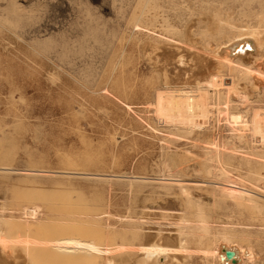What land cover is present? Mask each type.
<instances>
[{
  "label": "rangeland",
  "instance_id": "obj_1",
  "mask_svg": "<svg viewBox=\"0 0 264 264\" xmlns=\"http://www.w3.org/2000/svg\"><path fill=\"white\" fill-rule=\"evenodd\" d=\"M238 1L0 0V241L7 245V264H100L105 255L115 264H133L146 235L164 241L166 233L195 224L193 201L203 205L212 233L226 232L264 264V147L253 145L248 131L246 142L233 139L229 118L231 111L264 109V90L240 80L250 91L248 108L235 98L229 110L215 105L202 129L164 126L148 101L157 87L165 88L142 51L148 33L139 36L136 25L145 8L149 15H173L170 22L182 28L171 33L179 43H160L185 53L191 69L200 66L193 75L208 76L216 66L213 51L228 31L247 25L264 30L258 2ZM159 18L155 37L162 32ZM240 192L262 208L230 195ZM198 237L188 240L186 264H218L208 253L214 237ZM70 249L75 258L61 255Z\"/></svg>",
  "mask_w": 264,
  "mask_h": 264
},
{
  "label": "bare ground",
  "instance_id": "obj_2",
  "mask_svg": "<svg viewBox=\"0 0 264 264\" xmlns=\"http://www.w3.org/2000/svg\"><path fill=\"white\" fill-rule=\"evenodd\" d=\"M252 1H257L258 4L260 5L261 9L264 10V0H243V2H245L247 4H249ZM146 3L147 2H145V4ZM220 3L222 4V2H220ZM145 9H147V8H145ZM145 9L140 11L141 12L140 18H138V22H136L137 23L136 25L138 26V28H137L138 31L137 30L136 31L138 32L139 36L140 35L142 36L143 34L145 35L144 32L148 33L147 35H148L150 40L148 42L146 41L147 44L142 47V51L144 53L142 51L141 52L148 57L149 66H150L151 71L153 73H157L159 75V77L161 78L160 80H162V83H163L164 88H165V89H162L161 87H157V88L155 87L156 91L154 93V100L148 101L149 104H152L151 108H153V106H154V109H155L154 111L157 114L156 116H158V119H160V121L162 122V124H164V126H171L173 128H177L178 130L181 129V130H189V131H195V130L202 129L206 125H208V122L211 118V114L213 112H215L214 111L215 105L218 106L219 104H221V106L219 105V107H222L223 106L222 104H224L225 109L219 108V110H218L219 112H221L222 110H229L230 106L236 102L235 98H237L241 101V105L243 104L244 107L248 108L249 103L251 102L250 91L248 92L246 90L244 91L241 89V86L239 84L240 80L250 79V81H252V85L250 87V90H251V88L253 90L258 89L259 91L264 90V30L260 27V25H258V27L250 26V25H247L244 28L238 27L239 29L237 28L238 30L236 32H233V33H231V31H228L229 33L226 34L227 39L225 41H223L221 43V45L218 43L219 45L216 49H214V51H213V48L211 50L214 52L213 57H215V59H216V66H214L215 69H213L211 67L213 70L210 68L211 71H210V73H208V76H205V75L199 76V74L201 73L200 71L198 72L199 74H194V75L192 74L193 68L191 69V67L189 66L191 64L188 65L187 60H186L185 56L183 55L185 53L182 54V53H180L181 51L178 50V49H180V47L182 45H180V47L176 46V48L178 50L177 52L173 51V49H171L172 50L171 51L167 47H165L167 45H168V47L170 46L167 43H173L174 44V42L178 38L173 36L171 33H177L178 30L181 28L180 26H176L170 22L169 19L173 15L171 17L169 16V18H167V17L165 18L161 14H157V13L154 15H149V13L151 11H148L149 13L147 12V14H146ZM219 9H220V7H219ZM148 10H149V8H148ZM225 11H226V13L228 12L227 10H225ZM251 11L252 10H250L249 12H251ZM254 13L252 15H254ZM262 16L263 15H261V17ZM142 17H144V19ZM159 17H162V19H160ZM158 18L160 20H163L162 32L160 34L163 37L160 36L158 33L157 34L159 35V37H155V34H154V32L156 31L154 26H157V24L155 22H158ZM225 18H227V17H225ZM258 19H260V18H258ZM263 19H264V17H262V19L260 21H263ZM180 21H181V19H180ZM202 21H204V20H202ZM222 21L225 22V20H223V19H222ZM206 22H208V21H206ZM245 24H247V23H245ZM158 25H160V24H158ZM218 25L220 26V24H218ZM225 25H226V23H225ZM205 26H206V24H205ZM235 26L236 25H231L229 23L228 29L230 30L232 28H235ZM237 26H238V24H237ZM217 28H219V27H217ZM192 29H193V27H192ZM192 29H189L190 31H188V32H191ZM219 29H217V30L219 31ZM181 30H182V28H181ZM206 31H208V30H206ZM214 31H215V29H214ZM159 32H160V30H159ZM188 39H186V40H188ZM160 40H163V42H161V43H164L165 41L167 42L166 44L164 43L165 46H162V44L160 43ZM186 40H184V42ZM207 40H209V39H207ZM176 42H178V41H176ZM190 45H192V44H190ZM172 47H173V45H171V48ZM183 47H184V45H183ZM193 48H195V47H193ZM198 49H199V46H198ZM188 55L190 56V54H188ZM203 55H201V57L205 58L204 57L205 55L204 56ZM121 57H123V56H121ZM190 62H191V60H190ZM195 62H193V65L195 64ZM196 64H197V62H196ZM198 65H200V64H197L196 67H198ZM206 67H208V66H206ZM203 68H204V66H203ZM198 69L201 70L200 66H199V68H197L195 70L197 71ZM195 70L193 69L194 72H196ZM190 71H191V73H190ZM142 72H143V67H142V69H140L141 74H142ZM204 72H206V71H202V73H204ZM200 75H202V74H200ZM163 85H161V86H163ZM211 90H213V91L211 92ZM149 107H150V105H149ZM127 108H129V107H127ZM263 110L264 109L260 108V106H259V107L252 108L251 114H247L248 110H246V111L245 110H237V111L229 112V118H230V120L234 126V133H233L234 135L232 136V138L238 139L239 141L245 140V142H246L247 140L245 139L246 138L245 134H246V131H248L251 133L253 145L264 147V111ZM227 113H228L227 111L225 113L222 112V114H227ZM216 125H217V123H216ZM213 127H216V126H213ZM216 128H213V129L216 130ZM158 131H160V129ZM193 134H194V132H193ZM188 136L189 135H187V137ZM203 137L204 136H202L201 138H203ZM210 137H212V136H210ZM219 137H220V134L218 132L216 140H214V142H212L213 147H216V148L218 146L220 147L221 143L219 142V139H218ZM181 139H183V138H181ZM210 140H212V139L210 138ZM229 143L230 142H226V143L224 142L222 144H224V146H227L225 144H229ZM227 147H229V146H227ZM238 147L239 146H237L235 144L233 146H231V148L233 150H235L236 153L240 150ZM220 152H222V151H220ZM250 152H252V151L250 150ZM188 156H190V155L188 154ZM259 156L261 158V159L260 158L259 159L261 160L262 165H264V154H260ZM217 158L219 159V157H217ZM200 159H203V158L200 157ZM190 160H192V159H190ZM187 161H188V159H187ZM201 164L203 165L202 162H201ZM180 169H182V168H180ZM224 171L225 170H223V172ZM227 173H229V172H227ZM174 190H173V193L175 194L176 192H174ZM259 190H260V188H259ZM250 192H252V191H250ZM189 195H190V193L188 194V196ZM230 195L233 198L234 197L237 198V200H238V198L239 199H245L246 201H248L247 203H249L250 207H252V208L258 207L260 210L261 205L253 196H251V194H247V196H246L245 193L240 192L236 195L233 193H230ZM195 196H199V194L195 195ZM189 198H191V197L189 196ZM188 200H189L188 202L189 203L191 202V204H192L193 200H191V199H188ZM198 200L200 201V199H198ZM193 202H195V204L194 203L193 204L196 206V208H195L196 212L194 215L195 216V224L193 226H186L185 225L183 227H180L177 232L170 233V234L168 233L169 235L166 233V235L163 236L164 241L161 238L160 239L158 238L159 241H157V239H154V237H155V236H153L154 234H149L148 236L146 235L148 240L143 239L144 241L140 245L137 246L138 255H137L136 259L134 258L135 262L133 264H186V262L184 261L185 260L184 258L186 256H188L189 252H190L189 246L187 245L188 240L191 237H197V236H199L198 238L201 237L200 240L205 238V237H211V238L214 237L213 238L214 244H213V246L211 245L212 247H210L208 249V253L217 259L218 264H248L250 262H251V264L252 263L256 264L257 255L251 247L249 248V247H247V246L245 247L241 244L233 243L232 236L227 234L224 231H220L216 234L212 233L211 226L209 223L210 219L203 213V210L201 208L203 205L201 206L200 202H198V201L197 202L193 201ZM189 206H190V204H189ZM34 208H35V210L40 209V207L38 205H35ZM261 208H262V206H261ZM24 209L25 208H23V210ZM27 209H28V207H27ZM27 209H25V210H27ZM25 210H24V212H29L32 209H30L28 211H25ZM142 211H144V213L147 212L145 210H142ZM21 212H23V211H21ZM37 213H38V211H37ZM37 213H35V214H37ZM32 214L33 213H31V211H30L29 215L32 216ZM145 214H147V213H145ZM181 214H182V212H181ZM20 215H22V214H20ZM185 215L186 214H184L183 217ZM31 216H28V214H27V217H31ZM66 216H67V214H66ZM61 217H64V216L62 215ZM179 217L181 218V216H179ZM183 217L181 218L182 220L184 219ZM22 218H24V217L22 216ZM31 218H34V217H31ZM4 219L5 218L3 217L2 220H4ZM34 219L36 220V218H34ZM70 219H71V217H70ZM28 221H29V219L27 220V223H28ZM167 221H169V220H167ZM171 222H173V221H171ZM64 223H67V222H64ZM64 223H62V224H64ZM190 224H191V222H190ZM27 225H29V224H27ZM74 226H77V225L74 224ZM158 233L159 232H157V234ZM63 239H66V238H63ZM160 240H162V242ZM198 241H199V239H198ZM80 244H79L78 248H82L84 250L88 249L86 244H85L86 246L83 244H81V245ZM6 246L7 245L5 242L0 241V253H1L0 255L1 256L3 255V257L5 256V254H7L6 253V251H7ZM76 249L66 250L61 255L64 257H68V258H75L74 256L78 255L75 252ZM227 249L234 251L235 262H233L232 259H228L226 257L225 251ZM107 250H108V248L105 249V251L103 252L104 253L103 255L107 254ZM8 254H9V252H8ZM8 254L6 255L7 258L4 257L5 261H6L5 264L8 263V260L10 257ZM191 255H193V254H191ZM1 256H0V258H1ZM69 260L72 261L71 259H69ZM186 261H187V257H186ZM188 261H191V259L190 260L188 259ZM206 261H208V260H206ZM2 262H4V260ZM101 262L102 263H100V264H115V261L112 258H109L107 255L103 256ZM189 263L187 262V264H189ZM9 264H12V262H10Z\"/></svg>",
  "mask_w": 264,
  "mask_h": 264
},
{
  "label": "water",
  "instance_id": "obj_3",
  "mask_svg": "<svg viewBox=\"0 0 264 264\" xmlns=\"http://www.w3.org/2000/svg\"><path fill=\"white\" fill-rule=\"evenodd\" d=\"M225 253H226V257H227L228 259H232V261L235 262V259H234V251H233V250H229V249H227V250L225 251Z\"/></svg>",
  "mask_w": 264,
  "mask_h": 264
}]
</instances>
